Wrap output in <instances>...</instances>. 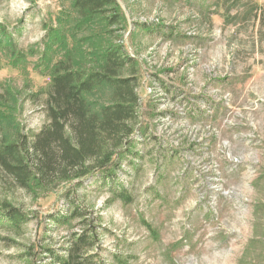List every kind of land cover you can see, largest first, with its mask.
<instances>
[{"label": "rangeland", "instance_id": "rangeland-1", "mask_svg": "<svg viewBox=\"0 0 264 264\" xmlns=\"http://www.w3.org/2000/svg\"><path fill=\"white\" fill-rule=\"evenodd\" d=\"M73 1L0 0V29L28 53L13 64L0 44V92L14 94L0 105V140L47 122L45 64L60 51L41 56L58 30L69 46L71 33L88 50L117 42L137 60L133 146L105 184L28 191L0 168V209L28 218L16 229L0 218V264H58L87 229L88 264H264V0H116L120 24L96 17L84 30ZM67 196L82 217L59 220Z\"/></svg>", "mask_w": 264, "mask_h": 264}, {"label": "trees", "instance_id": "trees-1", "mask_svg": "<svg viewBox=\"0 0 264 264\" xmlns=\"http://www.w3.org/2000/svg\"><path fill=\"white\" fill-rule=\"evenodd\" d=\"M72 6L78 14L76 29L92 26L96 17L109 26L121 22L116 0H74ZM253 7L259 9L256 4ZM0 33L3 35L0 44L8 51L11 62L25 60L27 51L5 29H0ZM67 37L57 30L41 56L44 60L51 48L60 51L55 61L48 58L45 64L49 83L40 93L45 94L43 108L47 122L32 137L18 132L14 139L4 136L0 140V168L14 185L28 191H46L65 181L76 180V184L93 175L103 184L110 183L121 165L120 159L131 153L133 146L131 136L136 129L139 104L137 60L117 42L109 41L98 47L92 42L88 50L90 45L84 43L85 38L78 40L71 33L69 46ZM100 87L110 89L111 98L98 104L90 96ZM13 96L9 87L4 88L0 92V105ZM116 194L125 202L131 201L124 188H118ZM67 199L69 216L65 214L59 220L82 217L84 211L70 196ZM0 218L15 229L28 220L10 204L0 209ZM92 233L87 229L75 234L65 253L53 256L55 262L88 264L87 258L92 256L84 253L95 246Z\"/></svg>", "mask_w": 264, "mask_h": 264}]
</instances>
